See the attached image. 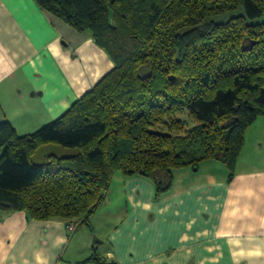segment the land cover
Masks as SVG:
<instances>
[{
    "label": "trees",
    "instance_id": "obj_1",
    "mask_svg": "<svg viewBox=\"0 0 264 264\" xmlns=\"http://www.w3.org/2000/svg\"><path fill=\"white\" fill-rule=\"evenodd\" d=\"M35 1L90 33L114 68L35 133L0 124V214L93 232L117 174L147 179L156 199L174 171L206 160L233 179L246 130L264 117V0ZM44 145L74 154L35 164ZM79 264L119 263L95 246Z\"/></svg>",
    "mask_w": 264,
    "mask_h": 264
},
{
    "label": "crops",
    "instance_id": "obj_2",
    "mask_svg": "<svg viewBox=\"0 0 264 264\" xmlns=\"http://www.w3.org/2000/svg\"><path fill=\"white\" fill-rule=\"evenodd\" d=\"M113 68L90 33L75 31L35 0H0V124L35 133ZM73 154L44 145L32 160L41 165ZM122 188L126 213L104 248L107 231L98 230L97 212L93 232L73 235L61 220L0 214V264H79L95 246L119 264H264V117L246 130L232 180L223 163L206 160L174 171L159 199L147 179L123 178Z\"/></svg>",
    "mask_w": 264,
    "mask_h": 264
},
{
    "label": "rangeland",
    "instance_id": "obj_3",
    "mask_svg": "<svg viewBox=\"0 0 264 264\" xmlns=\"http://www.w3.org/2000/svg\"><path fill=\"white\" fill-rule=\"evenodd\" d=\"M189 126H186V127H189ZM0 152H2V150ZM120 176H121L120 174H117L116 178ZM116 178H113L112 183H111V187H110L111 189H110V194H109L110 201L108 200L104 201L102 205L99 207V209L97 210V214L95 215V216H98L97 227L101 223L98 230L102 231V229H104V231H107V233L104 234L103 236L105 240L103 248L106 245L108 246L107 238L109 236V232L113 231L116 227L120 225L126 213V207H127V203L125 201L126 188H122L123 178L121 177L120 180L117 182V184H116ZM129 208L131 209L130 206ZM86 229L88 228L87 227L81 228L79 232H82L83 230H86ZM98 235L100 236V232H98Z\"/></svg>",
    "mask_w": 264,
    "mask_h": 264
},
{
    "label": "built area",
    "instance_id": "obj_4",
    "mask_svg": "<svg viewBox=\"0 0 264 264\" xmlns=\"http://www.w3.org/2000/svg\"><path fill=\"white\" fill-rule=\"evenodd\" d=\"M68 229H69L70 231H72V230H73L72 226H69V227H68Z\"/></svg>",
    "mask_w": 264,
    "mask_h": 264
}]
</instances>
